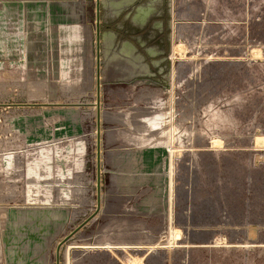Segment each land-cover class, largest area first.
<instances>
[{
    "label": "rangeland",
    "instance_id": "374dc122",
    "mask_svg": "<svg viewBox=\"0 0 264 264\" xmlns=\"http://www.w3.org/2000/svg\"><path fill=\"white\" fill-rule=\"evenodd\" d=\"M167 55L162 84L106 57L99 210L59 264H264V0H169ZM94 57V0H0V264L97 210Z\"/></svg>",
    "mask_w": 264,
    "mask_h": 264
},
{
    "label": "flooded vegetation",
    "instance_id": "af4514ba",
    "mask_svg": "<svg viewBox=\"0 0 264 264\" xmlns=\"http://www.w3.org/2000/svg\"><path fill=\"white\" fill-rule=\"evenodd\" d=\"M99 2V73L108 57L116 74L127 67L130 83L162 84L169 60V0Z\"/></svg>",
    "mask_w": 264,
    "mask_h": 264
},
{
    "label": "water",
    "instance_id": "95a60500",
    "mask_svg": "<svg viewBox=\"0 0 264 264\" xmlns=\"http://www.w3.org/2000/svg\"><path fill=\"white\" fill-rule=\"evenodd\" d=\"M99 0H94V52H95V87H96V107L99 109L100 105V73H99ZM99 111V110H98ZM97 120V157H96V163H97V210L96 212L87 218L83 223H81L79 226H77L73 231H71L67 236H65L55 247V264H59V253L62 248V246L69 240L73 235H75L83 226H85L93 217L96 215V213L99 210L100 205V151H99V145H100V138H99V114L97 113L96 116Z\"/></svg>",
    "mask_w": 264,
    "mask_h": 264
},
{
    "label": "bare ground",
    "instance_id": "6f19581e",
    "mask_svg": "<svg viewBox=\"0 0 264 264\" xmlns=\"http://www.w3.org/2000/svg\"><path fill=\"white\" fill-rule=\"evenodd\" d=\"M108 39V38H107ZM106 40V39H105ZM110 42V41H109ZM108 46V45H107ZM95 58V57H94ZM100 83H101V74H100ZM96 89V88H95ZM100 92H101V88H100V91H99V95H100ZM95 105H96V103H95ZM97 108V107H96ZM97 113H98V109H97ZM99 114V113H98Z\"/></svg>",
    "mask_w": 264,
    "mask_h": 264
}]
</instances>
